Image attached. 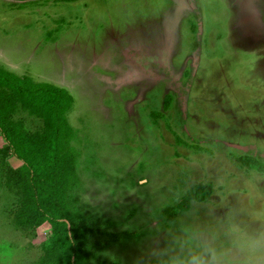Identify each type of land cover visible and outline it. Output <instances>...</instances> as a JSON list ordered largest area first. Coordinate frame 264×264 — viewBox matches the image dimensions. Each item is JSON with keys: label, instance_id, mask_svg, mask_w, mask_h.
<instances>
[{"label": "rangeland", "instance_id": "374dc122", "mask_svg": "<svg viewBox=\"0 0 264 264\" xmlns=\"http://www.w3.org/2000/svg\"><path fill=\"white\" fill-rule=\"evenodd\" d=\"M1 64L74 99L76 206L119 236L90 264H171L193 235L235 258L228 225L264 231V171L241 160L264 163V0H0ZM19 164L0 156V264L48 242L11 225Z\"/></svg>", "mask_w": 264, "mask_h": 264}, {"label": "trees", "instance_id": "16d2710c", "mask_svg": "<svg viewBox=\"0 0 264 264\" xmlns=\"http://www.w3.org/2000/svg\"><path fill=\"white\" fill-rule=\"evenodd\" d=\"M73 102L65 88L0 65V138L5 145L0 146V156L9 153L20 162L8 167L5 176V186L16 197L11 225L24 233L49 226L48 242L35 264H90L119 239L100 232V222L76 206L80 153L72 145L76 132L67 119ZM17 112L38 119L40 128L26 130L21 121L12 120ZM241 160L251 169L264 171L262 162ZM209 194L207 185L192 189L175 208L186 211L192 200L204 201Z\"/></svg>", "mask_w": 264, "mask_h": 264}, {"label": "clouds", "instance_id": "9594fccd", "mask_svg": "<svg viewBox=\"0 0 264 264\" xmlns=\"http://www.w3.org/2000/svg\"><path fill=\"white\" fill-rule=\"evenodd\" d=\"M225 234L235 258L214 244L201 242L194 246L193 235L183 241L187 252L174 257L171 264H264V231L249 233L238 225H228Z\"/></svg>", "mask_w": 264, "mask_h": 264}, {"label": "crops", "instance_id": "0c3cea01", "mask_svg": "<svg viewBox=\"0 0 264 264\" xmlns=\"http://www.w3.org/2000/svg\"><path fill=\"white\" fill-rule=\"evenodd\" d=\"M1 65H2V67H4L5 69L11 71L9 68H7L6 66H4L3 64H1ZM12 72H13V71H12ZM14 73H15V72H14Z\"/></svg>", "mask_w": 264, "mask_h": 264}]
</instances>
